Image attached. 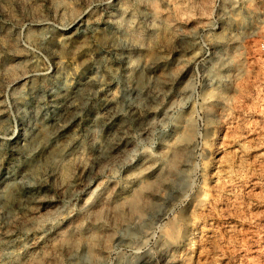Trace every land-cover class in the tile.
<instances>
[{"label":"rangeland","instance_id":"374dc122","mask_svg":"<svg viewBox=\"0 0 264 264\" xmlns=\"http://www.w3.org/2000/svg\"><path fill=\"white\" fill-rule=\"evenodd\" d=\"M262 43L264 0H0V264H264Z\"/></svg>","mask_w":264,"mask_h":264},{"label":"bare ground","instance_id":"6f19581e","mask_svg":"<svg viewBox=\"0 0 264 264\" xmlns=\"http://www.w3.org/2000/svg\"><path fill=\"white\" fill-rule=\"evenodd\" d=\"M120 20V19H119ZM118 20V21H119ZM111 21V20H110ZM121 21V20H120ZM111 23V22H110ZM114 23V22H113ZM125 23H126V21H125ZM116 24V23H115ZM120 25V24H119ZM122 25V24H121ZM128 25V24H127ZM126 25V26H127ZM130 25V24H129ZM109 26V25H108ZM123 26H125L124 24H123ZM114 27V26H113ZM117 27V26H116ZM121 27V26H120ZM119 26H118V28H120ZM117 28V29H118ZM122 28V27H121ZM111 30V29H110ZM115 29H113V31H114ZM130 30V29H129ZM118 31V30H117ZM117 31H116V33H117ZM125 31V30H124ZM134 31V30H133ZM118 32H120V31H118ZM112 33V32H111ZM122 33V32H121ZM130 33V32H129ZM115 35H117V34H115ZM115 35H114V37H115ZM128 36V35H127ZM113 37V36H112ZM111 37V38H112ZM117 37V36H116ZM129 37V36H128ZM127 39V38H126ZM130 40V39H129ZM113 41V40H112ZM114 42H115V40H114ZM116 45H117V43H115ZM111 46V45H110ZM114 46V45H113ZM118 46V45H117ZM107 47V46H106ZM110 48V47H109ZM116 48V47H115ZM118 48V47H117ZM112 49V48H111ZM233 49V48H232ZM117 50V49H116ZM150 54V53H149ZM149 54H146V56L147 55H149ZM116 55V54H115ZM151 55V54H150ZM118 56V55H117ZM127 57V56H126ZM145 58V57H144ZM144 62H145V60H144ZM143 62V63H144ZM147 62H150V61H147ZM149 64V63H148ZM133 65V64H132ZM135 67V66H134ZM96 68V67H95ZM89 69V68H88ZM95 72V71H94ZM97 72V71H96ZM99 72V71H98ZM67 74H68V72H66ZM72 74V73H71ZM76 74V73H75ZM100 74V73H99ZM74 75V74H73ZM72 75V76H73ZM77 75V74H76ZM90 75V74H89ZM91 76V77H90ZM89 77L90 78H92V76L93 75H90ZM96 76V75H95ZM94 77V76H93ZM100 77V76H99ZM64 78H65V76H64ZM76 78V77H75ZM90 78H88L89 79V81H90ZM96 79V78H95ZM73 80V79H72ZM84 80H85V78H84ZM68 81V80H67ZM70 81V80H69ZM82 81V80H81ZM95 81V80H94ZM93 81V82H94ZM101 81H102V79H101ZM88 82V81H87ZM96 82V81H95ZM97 82H99V81H97ZM96 82V83H97ZM76 85V84H75ZM69 86V85H68ZM73 86V85H72ZM99 86V85H98ZM33 87V86H32ZM36 88V87H35ZM67 88V87H66ZM98 88V87H97ZM30 89H32V88H30ZM69 89V88H68ZM76 89V88H75ZM77 90V89H76ZM32 91H34V90H32ZM37 91V90H36ZM53 91V90H52ZM51 91V92H52ZM23 92V91H22ZM77 92V91H76ZM58 93V92H57ZM65 93V92H64ZM21 94V93H20ZM26 94V93H25ZM25 94H24V96H25ZM37 94V93H36ZM36 94H34L35 96H36ZM66 95V94H65ZM20 96V95H19ZM23 96V95H22ZM59 96H61V94L59 95ZM73 96V95H72ZM57 97V96H56ZM71 97V96H70ZM19 98V97H18ZM35 98V97H34ZM75 98V97H74ZM20 99H21V97H20ZM25 98H23V101H26V100H24ZM29 99V98H28ZM32 99H33V97H32ZM44 99V98H43ZM54 99V98H53ZM56 99V98H55ZM68 99H70V98H68ZM76 99H77V96H76ZM112 99H115V97L113 98L112 97ZM59 100V99H58ZM60 100H61V98H60ZM64 100H65V98H64ZM107 100H109L108 98H107ZM21 101H22V99H21ZM40 101H44V100H40ZM105 101V100H104ZM110 101H111V98H110ZM18 102V101H17ZM61 102V101H60ZM72 102V101H71ZM53 103V102H52ZM63 103V102H62ZM65 103H67V102H65ZM110 103V102H109ZM22 104V103H21ZM20 104V105H21ZM27 104V103H26ZM60 104V103H59ZM68 104V103H67ZM72 104H73V102H72ZM69 105V104H68ZM75 105V104H74ZM57 106H58V104H57ZM60 106V105H59ZM67 106V105H66ZM70 107V106H69ZM111 107V106H110ZM62 108V107H61ZM106 109V108H105ZM63 110V109H62ZM64 111V110H63ZM68 112H70L69 110H68ZM41 114V113H40ZM68 114V113H67ZM1 116V115H0ZM61 116V115H60ZM69 116V115H68ZM67 116V117H68ZM3 119V118H2ZM5 119V118H4ZM60 119V118H59ZM37 120V119H36ZM63 120V119H62ZM62 122V121H61ZM56 123V122H55ZM36 124V123H35ZM62 124V123H61ZM2 125V124H1ZM38 125H40V124H38ZM37 125V126H38ZM60 125V124H59ZM64 126V125H63ZM62 126V127H63ZM34 127V126H33ZM61 127V126H60ZM1 128V127H0ZM31 128V127H30ZM33 129V128H32ZM41 129H42V126H41ZM35 130V129H34ZM43 130H45V129H43ZM43 132V131H42ZM26 134V133H25ZM44 134V133H43ZM34 135V134H33ZM45 135V134H44ZM23 137V136H22ZM35 137V136H34ZM63 137V136H62ZM43 138V137H42ZM61 138V137H60ZM20 140V139H19ZM25 140V139H24ZM22 141V140H21ZM29 141V140H28ZM38 141V140H37ZM40 141V140H39ZM32 142H34V141H32ZM61 142V141H60ZM27 143V142H26ZM36 143V142H35ZM15 144V143H14ZM23 144V143H22ZM34 144V143H33ZM37 144H38V142H37ZM52 144V143H51ZM54 144V143H53ZM28 145V144H27ZM48 145V144H47ZM58 145H60V144H58ZM50 146V145H49ZM56 146V145H55ZM61 146V145H60ZM32 147V146H31ZM35 147H36V145H35ZM34 147V148H35ZM37 148V147H36ZM50 148V147H49ZM53 149H55V147H53ZM48 150V149H47ZM56 150H58V149H56ZM45 151V150H44ZM50 151V150H49ZM32 152V151H31ZM48 152V151H47ZM53 152V151H52ZM34 153V152H33ZM28 154H29V152H28ZM44 156V155H43ZM53 156V155H52ZM49 157H50V155H49ZM63 165H64V163H63ZM33 166V165H32ZM25 169V168H24ZM27 169V168H26ZM30 170V169H29ZM32 170V169H31ZM30 170V171H31ZM34 170H35V168H34ZM37 170V169H36ZM35 170V171H36ZM33 171V170H32ZM25 172V171H24ZM37 172V171H36ZM15 174V173H14ZM27 174V173H26ZM31 174H32V172H31ZM36 174V173H35ZM25 175V174H24ZM30 175V174H29ZM26 177H27V175H26ZM32 177V176H31ZM33 177H34V175H33ZM22 179V178H21ZM23 179H25V178H23ZM15 180H17V179H15ZM21 181V180H20ZM11 182V181H10ZM20 183V182H19ZM23 185V184H22ZM3 187V186H2ZM20 188V187H19ZM21 189V188H20ZM1 190V189H0ZM16 185L14 186H7V187H5L4 189H3V196H4V199H5V201L7 202V204H10V202H12V199H13V196L14 195H16ZM14 192H16L15 194H14ZM19 194V193H18ZM21 194V193H20ZM18 196V195H17ZM16 197V196H15ZM36 197V196H35ZM39 197V196H38ZM31 198H32V196H31ZM28 199H29V197H28ZM33 199V198H32ZM3 200V199H2ZM1 200V201H2ZM14 200V199H13ZM4 201V200H3ZM5 203V202H4ZM9 206V205H8Z\"/></svg>","mask_w":264,"mask_h":264},{"label":"built area","instance_id":"2783aa9c","mask_svg":"<svg viewBox=\"0 0 264 264\" xmlns=\"http://www.w3.org/2000/svg\"><path fill=\"white\" fill-rule=\"evenodd\" d=\"M219 19H220V17L218 16V15H215L214 14V18H213V20H212V23L213 24H215V26L217 27L218 26V24H219ZM214 26V25H213ZM216 27H213V28H216ZM262 48L264 49V43H262Z\"/></svg>","mask_w":264,"mask_h":264}]
</instances>
